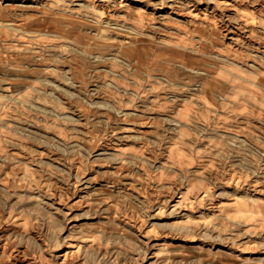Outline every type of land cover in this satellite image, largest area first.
Wrapping results in <instances>:
<instances>
[{"label":"rangeland","instance_id":"obj_1","mask_svg":"<svg viewBox=\"0 0 264 264\" xmlns=\"http://www.w3.org/2000/svg\"><path fill=\"white\" fill-rule=\"evenodd\" d=\"M0 264H264V0H0Z\"/></svg>","mask_w":264,"mask_h":264},{"label":"bare ground","instance_id":"obj_2","mask_svg":"<svg viewBox=\"0 0 264 264\" xmlns=\"http://www.w3.org/2000/svg\"><path fill=\"white\" fill-rule=\"evenodd\" d=\"M245 1V0H244ZM262 8V7H261ZM263 10V9H262ZM230 18L228 17V19L227 20H229ZM221 22H223L224 23V17H222V21ZM230 22V21H229ZM241 22V21H240ZM241 25V24H240ZM228 28V27H227ZM244 28V27H243ZM246 32H247V30H246ZM249 32V31H248Z\"/></svg>","mask_w":264,"mask_h":264}]
</instances>
